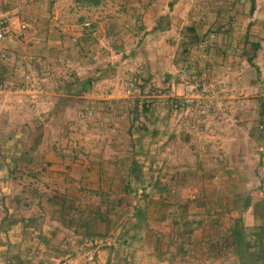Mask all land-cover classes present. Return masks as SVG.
Masks as SVG:
<instances>
[{
	"label": "rangeland",
	"instance_id": "1",
	"mask_svg": "<svg viewBox=\"0 0 264 264\" xmlns=\"http://www.w3.org/2000/svg\"><path fill=\"white\" fill-rule=\"evenodd\" d=\"M102 3L95 9L76 0H0V19L14 31L0 47V226L7 213L27 220L0 231V264L15 254L25 264H99L106 257L112 264L174 261L177 246L169 241L164 245H172L173 254L164 253L160 240V254H149L155 246L142 236L146 221L134 216L136 208L151 218L158 215L154 221L162 227H175L190 203L208 205V222L216 228L221 222L241 221L247 229L264 223V0H256L254 14L251 0ZM189 7L202 30L211 25L198 42H188ZM141 16L148 25L144 31L169 23L168 39L141 41L144 31L135 26ZM23 21L31 28L21 32ZM98 28L106 37L93 35ZM211 49L225 53L228 61L253 57L244 73L249 89L242 81L239 89L231 84L230 62L214 78L201 75ZM30 58L45 78L44 94L34 98L19 90ZM192 76L212 85L208 114L176 106ZM87 80L91 89L82 92ZM151 105L174 119L166 131L179 136L176 155L168 148L151 154L150 143L141 138L153 129L146 120L150 113L144 112ZM243 110L240 121L249 118V123L240 143L235 141L241 155L233 144L226 156L208 155L198 182L196 172H188L194 163L188 135L204 137V121L212 116H222L223 134L233 135L232 118ZM188 118L196 121L189 131L183 124ZM124 158L141 170V183L131 182L137 193H128L125 170L115 164ZM154 183L161 188L155 191ZM246 203L251 208L245 211ZM110 205L116 208L107 214ZM71 207L74 220H64ZM182 228L187 231L188 225ZM99 250L105 256L100 258Z\"/></svg>",
	"mask_w": 264,
	"mask_h": 264
},
{
	"label": "crops",
	"instance_id": "2",
	"mask_svg": "<svg viewBox=\"0 0 264 264\" xmlns=\"http://www.w3.org/2000/svg\"><path fill=\"white\" fill-rule=\"evenodd\" d=\"M104 3V2H103ZM102 3V4H103ZM86 6V5H85ZM101 6V5H100ZM99 6V7H100ZM99 7H94L95 9H98ZM150 8V7H149ZM125 9V8H124ZM143 13V9L140 11ZM251 13V12H250ZM195 12L192 10L191 7L188 8V42L189 39L194 41H200L201 36L204 30H202V23L200 25L199 21H197L195 17ZM143 16L139 18L138 21V31H144L145 27L148 25L145 24V22H142ZM217 18V17H216ZM218 21L220 22V19L218 17ZM171 26L168 23V26L166 28H160L158 25H154V27H151V31H144L142 36L144 38L141 39V41L145 40L146 38H151L153 42L161 41V39L164 37L168 39L170 36L172 30ZM211 28V25L207 27V31ZM206 30V29H205ZM206 31V32H207ZM104 32V37H106V34L102 28L95 29L94 36L99 37L98 39L102 38V33ZM150 32V33H148ZM205 32V33H206ZM186 38V39H187ZM187 42V41H186ZM171 44L170 42H168ZM209 60L204 64V66L201 68L200 72L201 75H203L206 78H214L216 74L219 72L221 73L222 69L228 65V62H230V67L233 68L234 72L232 74V83L234 84L236 89L241 88L242 82L245 87L249 89V82L245 78V70L249 71L253 62V57L249 59H237V58H229V61L227 59V55L221 51H215L214 49H211L209 52ZM236 60H240V62H243L242 64L239 62L237 63ZM149 61H146L147 67H149ZM251 72V71H250ZM242 81V82H241ZM91 89V88H90ZM90 98L100 99V97H95L96 94L93 92L90 93ZM248 103V101H246ZM149 108V106H147ZM247 107V106H246ZM245 107V108H246ZM218 108V107H217ZM245 110V109H244ZM243 111L239 112V118L235 119L232 118V124L230 122H227V124H231L235 129V132H231L233 135H226L223 134L222 124H224L223 118L221 117H214L212 116L210 119H207L204 121V124L206 126V132L204 137H197V135H188V157H194V163L191 167H188V172L194 171L196 172V180L199 182L203 178V173L206 169H202L200 166L202 162L206 163L208 161L207 156L208 155H228L230 153V148L233 144V152L237 150V154L241 155L240 153V145L239 144L240 139L242 137V132L246 131V127L249 123L246 120L242 119ZM166 112L165 110H162ZM161 110L156 109L153 107V105L150 106L148 109V115L146 120H150L148 122V126L152 127L147 130V133L145 136H142L141 138L144 139V141H147L150 143V150L151 154H155L159 156L165 149L168 148L167 151H169L170 155H176L178 153V147L177 143H179V136L175 137L172 133L167 132L166 130L169 129V124H172L174 121L173 118L169 119V115L163 113ZM215 112V110H214ZM217 110L214 115L217 114ZM161 113V115H160ZM220 112H218L219 114ZM249 114V109H248ZM177 122V121H176ZM175 124L177 125V123ZM168 125V127H164ZM183 124H188V131L189 128L193 129L195 127L196 121L189 119L184 120ZM248 139H251V134L246 135ZM237 139H239L237 141ZM192 140V141H191ZM198 140H201V143L198 142ZM202 140H206V143H202ZM191 141L192 143H190ZM181 142V141H180ZM234 142V143H233ZM215 144L216 149L212 150L211 147L212 144ZM211 152V154H208ZM177 152V153H176ZM196 158V159H195ZM261 159V158H260ZM261 164V163H260ZM189 166V164H188ZM60 168V169H59ZM162 168V165H160V169ZM51 170H61L60 166H53ZM201 182V181H200ZM153 187L156 188L155 191H157L158 188H161L158 183H154ZM208 205H200V204H188V207H186L184 213H182L183 220L187 221L189 223L188 230L185 231L182 227L181 228H175L171 225L168 227H162L160 225H156V222L154 220H157L158 215H154L153 218H151L150 214L145 215L144 217H141L142 220L145 222V226L141 220V224L144 226L142 228V236L148 240L149 242H152L154 244V248L151 247L152 251H149V254L157 256L159 253L158 247H156L158 240H160L159 243H161L162 249H164V253L170 254L173 252V247L165 245V242H168V244L172 243L175 244L176 250H178V246H180L181 238L186 242V245L184 247V253H177L173 258H175L174 261H163L160 263H152V264H235L233 259L235 258L238 260L237 257H235V254L233 253V237L232 233L235 229L234 222L233 224H223L222 222L219 223L218 228H216L214 225L210 224L208 222V219H212V213L208 209ZM251 208V207H250ZM139 218V216H138ZM154 221V222H153ZM155 223V224H154ZM140 235V234H139ZM138 235V237H139ZM127 239V238H126ZM188 242V243H187ZM151 243V244H152ZM142 249H145V247ZM169 250V251H168ZM175 251V249H174ZM100 258L105 254V250H99ZM173 254V253H172ZM232 258V260L230 259ZM108 260L107 257L105 260L102 259V261L99 262V264H107ZM137 264H148L147 262L137 263ZM236 264H240L239 260L236 262Z\"/></svg>",
	"mask_w": 264,
	"mask_h": 264
},
{
	"label": "trees",
	"instance_id": "3",
	"mask_svg": "<svg viewBox=\"0 0 264 264\" xmlns=\"http://www.w3.org/2000/svg\"><path fill=\"white\" fill-rule=\"evenodd\" d=\"M103 0H76L77 3L79 4H83V5H87V6H92V7H98L100 6V4L102 3ZM256 11V0H251V9L250 12L251 14H254V12ZM255 49H259V45H254ZM92 81L91 80H87L84 83H82L81 86V90L82 92H86L88 91L91 86H92ZM146 111L144 112H148L147 107L145 108ZM145 127H143L142 129H144ZM146 130V128L144 129ZM131 129L129 130V134H131ZM116 165H120L124 170H125V177L123 178L124 180V184L126 185V188L128 190L129 194L132 193H137V191L139 190L138 187H136L135 189L133 187H131V182L135 181L138 185L141 183L142 180V173L140 168L138 167L137 163L132 160V158H124V159H118L115 162ZM144 191V189H142ZM29 199L31 198L32 201H35L36 198L31 196H28ZM28 199V200H29ZM17 200V204L18 206H20V204L22 203L21 199H16ZM31 202V201H30ZM24 202V205L26 208L31 207L32 202ZM63 208L66 207V203L63 202ZM251 207V204L246 203L244 205V210H248ZM115 206H111L110 205V211L107 212V214H109V212H113L115 210ZM74 210L76 211L75 208H70L69 211H67L66 214L68 215H63V219L65 220V218H71L72 220H74L73 218H75L74 215ZM79 210V209H78ZM145 211L143 209L140 208H136L134 216H140V217H144L145 216ZM72 213V214H71ZM70 219V220H71ZM105 219V218H103ZM106 220V219H105ZM27 222V220L25 219H17L14 217V215H9L8 213L6 214V216L4 217V219L1 221V226H0V231H8L9 228L13 225L18 224L19 222ZM88 222V221H87ZM7 223V225L5 226V224ZM184 223V224H183ZM89 223H84V225L88 226ZM174 226L175 227H186L187 225H189V223H187V221L185 220H175L174 221ZM182 224V226H181ZM232 237H233V253L235 254V257L238 258L240 264H264V223L261 225L256 226L254 229H247L245 227V225L241 222L238 221L235 229L232 233ZM126 242V241H125ZM180 246H178V250H176L177 253H184V247L186 245V242L183 240V238H181V242H180ZM188 243V242H187ZM46 244L49 245V240L46 241ZM171 247H173L172 245H169ZM109 250H113L112 247L108 248ZM169 251V250H168ZM69 251H64V254H67ZM125 259V257H123ZM8 264H25L22 260V258L20 257L19 254H15V255H10L7 259ZM123 261V259H122ZM126 261V260H125ZM107 264H112V261L109 260L107 262Z\"/></svg>",
	"mask_w": 264,
	"mask_h": 264
},
{
	"label": "built area",
	"instance_id": "4",
	"mask_svg": "<svg viewBox=\"0 0 264 264\" xmlns=\"http://www.w3.org/2000/svg\"><path fill=\"white\" fill-rule=\"evenodd\" d=\"M29 28H31V23L25 21L19 26L21 32ZM12 37H14L12 26L7 20L0 19V47L4 46ZM2 57L5 58L6 55L3 54ZM27 66L29 71L24 76L22 87L19 90L33 98L43 95L45 92V78L40 76L36 70L33 69L32 58H30ZM211 86L212 85L200 81L193 76L188 77L184 94L176 101V106L191 107L200 110L202 114H208V100L212 92Z\"/></svg>",
	"mask_w": 264,
	"mask_h": 264
}]
</instances>
